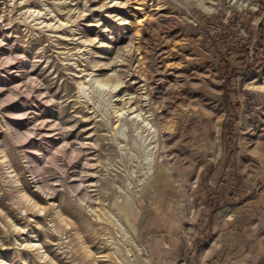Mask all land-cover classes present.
<instances>
[{
    "label": "rangeland",
    "instance_id": "rangeland-1",
    "mask_svg": "<svg viewBox=\"0 0 264 264\" xmlns=\"http://www.w3.org/2000/svg\"><path fill=\"white\" fill-rule=\"evenodd\" d=\"M263 84L264 0H0V264H264Z\"/></svg>",
    "mask_w": 264,
    "mask_h": 264
},
{
    "label": "bare ground",
    "instance_id": "bare-ground-1",
    "mask_svg": "<svg viewBox=\"0 0 264 264\" xmlns=\"http://www.w3.org/2000/svg\"><path fill=\"white\" fill-rule=\"evenodd\" d=\"M200 1H201V0H200ZM245 1H248V2L251 1V2H252L253 0H245ZM261 88H262V90L264 91V84H263V86H262ZM127 103L134 104V101L132 102L131 100H128L125 104H127ZM132 109H133V108H132ZM136 110H141V107H140V105H139V102H137V105L135 106V111H136ZM160 169L162 170L163 167L160 166ZM153 174H154V168L152 167L151 170L148 169V171L145 172V176H144V177H145V179L147 180V179H149ZM161 174H162V173H161ZM164 174H165V173H164ZM164 174H162V175H164ZM157 179H158V178H157ZM82 180H83L82 178L79 179V184H78L77 188H78V189H81V191H85V193H87L86 188H85V186H84V182H83ZM153 204H154V203H153ZM121 208H122V211H123V213H124V215H125L126 217L130 214V212H132V206L130 205V202H129L128 200L123 201ZM153 210H158V205H157V204H154V205H153ZM32 246H35V245H32ZM123 257H124V258H123L122 263H123V264H130V261H129L128 257H127V256H124V255H123ZM83 261H84L85 264H89L88 260H87L85 257L83 258ZM133 262H134V263H138V264H142V263H143V259H142L141 256L137 255V256L134 257Z\"/></svg>",
    "mask_w": 264,
    "mask_h": 264
},
{
    "label": "trees",
    "instance_id": "trees-1",
    "mask_svg": "<svg viewBox=\"0 0 264 264\" xmlns=\"http://www.w3.org/2000/svg\"><path fill=\"white\" fill-rule=\"evenodd\" d=\"M256 62H258V61H256ZM225 70L227 71V67L225 68Z\"/></svg>",
    "mask_w": 264,
    "mask_h": 264
}]
</instances>
